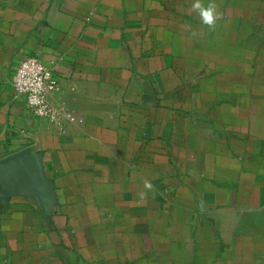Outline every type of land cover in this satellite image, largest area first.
<instances>
[{
	"label": "crops",
	"instance_id": "1",
	"mask_svg": "<svg viewBox=\"0 0 264 264\" xmlns=\"http://www.w3.org/2000/svg\"><path fill=\"white\" fill-rule=\"evenodd\" d=\"M192 3L0 0V264H264V0Z\"/></svg>",
	"mask_w": 264,
	"mask_h": 264
},
{
	"label": "built area",
	"instance_id": "2",
	"mask_svg": "<svg viewBox=\"0 0 264 264\" xmlns=\"http://www.w3.org/2000/svg\"><path fill=\"white\" fill-rule=\"evenodd\" d=\"M15 91L17 96L26 98L29 108L36 116L61 123L63 110L55 109L50 102L51 95L59 91V85L53 71L39 59L28 57L19 64Z\"/></svg>",
	"mask_w": 264,
	"mask_h": 264
},
{
	"label": "clouds",
	"instance_id": "3",
	"mask_svg": "<svg viewBox=\"0 0 264 264\" xmlns=\"http://www.w3.org/2000/svg\"><path fill=\"white\" fill-rule=\"evenodd\" d=\"M190 9L198 15L201 23L209 29H214L217 21L222 18V13L218 11V5L215 3V0H209L207 4L204 3V0H193ZM195 35L196 33L194 32L193 36ZM143 183L146 189H152L150 181L145 180ZM141 196H145V193H141Z\"/></svg>",
	"mask_w": 264,
	"mask_h": 264
},
{
	"label": "water",
	"instance_id": "4",
	"mask_svg": "<svg viewBox=\"0 0 264 264\" xmlns=\"http://www.w3.org/2000/svg\"><path fill=\"white\" fill-rule=\"evenodd\" d=\"M28 157H29V154L27 152H23L21 154L11 156L10 158L1 162L0 167H2V166H7V167H11V168L14 167L15 169L19 170L18 173H21L24 176L26 173L22 169H23L24 165L26 164L25 158H28ZM31 178L35 181L38 189L44 190L43 180H42L41 176L39 174H37V172H35L34 177L32 176ZM25 179H27V178H25Z\"/></svg>",
	"mask_w": 264,
	"mask_h": 264
}]
</instances>
